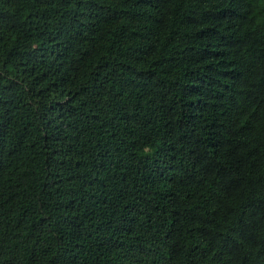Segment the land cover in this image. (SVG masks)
<instances>
[{"label": "trees", "instance_id": "16d2710c", "mask_svg": "<svg viewBox=\"0 0 264 264\" xmlns=\"http://www.w3.org/2000/svg\"><path fill=\"white\" fill-rule=\"evenodd\" d=\"M0 264H264V0H0Z\"/></svg>", "mask_w": 264, "mask_h": 264}]
</instances>
